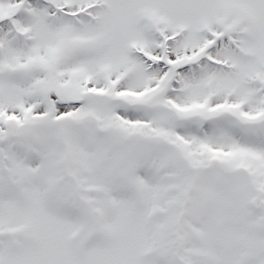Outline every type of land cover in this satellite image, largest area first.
<instances>
[{"label":"snow or ice","instance_id":"6c2138e0","mask_svg":"<svg viewBox=\"0 0 264 264\" xmlns=\"http://www.w3.org/2000/svg\"><path fill=\"white\" fill-rule=\"evenodd\" d=\"M0 264H264V0H0Z\"/></svg>","mask_w":264,"mask_h":264}]
</instances>
